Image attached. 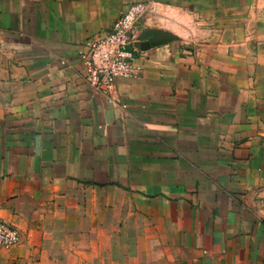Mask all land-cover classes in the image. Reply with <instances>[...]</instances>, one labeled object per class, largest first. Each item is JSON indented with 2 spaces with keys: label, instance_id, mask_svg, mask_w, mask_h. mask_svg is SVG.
<instances>
[{
  "label": "crops",
  "instance_id": "obj_1",
  "mask_svg": "<svg viewBox=\"0 0 264 264\" xmlns=\"http://www.w3.org/2000/svg\"><path fill=\"white\" fill-rule=\"evenodd\" d=\"M193 1L0 0V264L79 225L109 262L264 264V72ZM133 3L138 71L94 89L76 49Z\"/></svg>",
  "mask_w": 264,
  "mask_h": 264
},
{
  "label": "rangeland",
  "instance_id": "obj_2",
  "mask_svg": "<svg viewBox=\"0 0 264 264\" xmlns=\"http://www.w3.org/2000/svg\"><path fill=\"white\" fill-rule=\"evenodd\" d=\"M193 2H196L195 7L209 8L211 12L210 15H203L200 18L202 23L231 26L225 33L216 32L214 39L227 40L228 45L231 44L233 47L235 57L248 55L251 66L263 73L264 0H195ZM160 33L164 37H171L174 34L168 29ZM215 53L221 55L222 51L217 49ZM255 84L264 88V79H258ZM46 232L45 239H42L35 253L31 252L26 264H129L124 256L116 263L105 261L95 248L83 245L87 233L81 230V225L74 232L67 233L55 227L52 231L47 228Z\"/></svg>",
  "mask_w": 264,
  "mask_h": 264
},
{
  "label": "built area",
  "instance_id": "obj_3",
  "mask_svg": "<svg viewBox=\"0 0 264 264\" xmlns=\"http://www.w3.org/2000/svg\"><path fill=\"white\" fill-rule=\"evenodd\" d=\"M149 5L133 3L113 22L110 31L95 39L80 43L76 55L83 65L82 77L94 89H109L114 79L134 76L138 67L136 52L131 46L138 39L137 23L142 11ZM65 64V60H61ZM264 194V180L261 187ZM264 210V195L261 199ZM20 241L19 232L0 222V247L10 249Z\"/></svg>",
  "mask_w": 264,
  "mask_h": 264
}]
</instances>
